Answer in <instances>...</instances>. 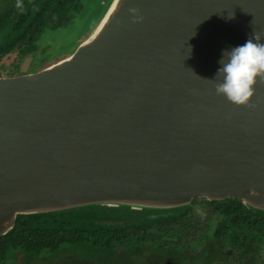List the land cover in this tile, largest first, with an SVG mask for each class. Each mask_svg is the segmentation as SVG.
Returning <instances> with one entry per match:
<instances>
[{
	"label": "water",
	"instance_id": "obj_1",
	"mask_svg": "<svg viewBox=\"0 0 264 264\" xmlns=\"http://www.w3.org/2000/svg\"><path fill=\"white\" fill-rule=\"evenodd\" d=\"M252 30L264 0H110L69 55L0 75V235L91 204L264 210V79L246 105L206 80Z\"/></svg>",
	"mask_w": 264,
	"mask_h": 264
},
{
	"label": "trees",
	"instance_id": "obj_2",
	"mask_svg": "<svg viewBox=\"0 0 264 264\" xmlns=\"http://www.w3.org/2000/svg\"><path fill=\"white\" fill-rule=\"evenodd\" d=\"M78 5L1 3L0 61L35 52L41 33L67 23ZM195 205L205 209L203 219ZM0 264H264V210L240 198H194L170 208L91 204L18 214L0 235Z\"/></svg>",
	"mask_w": 264,
	"mask_h": 264
},
{
	"label": "clouds",
	"instance_id": "obj_3",
	"mask_svg": "<svg viewBox=\"0 0 264 264\" xmlns=\"http://www.w3.org/2000/svg\"><path fill=\"white\" fill-rule=\"evenodd\" d=\"M232 17L233 13L228 15ZM218 63L214 78L206 80L215 81L217 95L236 105H246L254 95L257 79H264V34L252 30L243 44L222 50Z\"/></svg>",
	"mask_w": 264,
	"mask_h": 264
},
{
	"label": "rangeland",
	"instance_id": "obj_4",
	"mask_svg": "<svg viewBox=\"0 0 264 264\" xmlns=\"http://www.w3.org/2000/svg\"><path fill=\"white\" fill-rule=\"evenodd\" d=\"M4 0H0V4ZM110 0H84L81 9L75 14L71 22L57 29L46 30L37 40V57L43 58V63L39 68L54 63L67 55L83 40H85L95 29L97 23L102 17ZM11 53L5 56L0 62V74L14 73V62ZM36 57V59H37ZM41 60V61H42ZM45 62V63H44ZM33 71L36 68H28ZM19 71L15 74H18ZM14 75V74H13ZM194 212L201 219L205 216V209L202 206L195 205Z\"/></svg>",
	"mask_w": 264,
	"mask_h": 264
},
{
	"label": "flooded vegetation",
	"instance_id": "obj_5",
	"mask_svg": "<svg viewBox=\"0 0 264 264\" xmlns=\"http://www.w3.org/2000/svg\"><path fill=\"white\" fill-rule=\"evenodd\" d=\"M6 1H9V0H4L3 2H5L6 3ZM2 2V3H3ZM83 2H84V0H79V5H78V7L76 8V9H70L69 11H68V13H69V20L67 21V23H65V24H63V25H61V26H65L66 24H68L69 22H71V20L73 19V17L75 16V14L81 9V7H82V5H83ZM61 26H58V27H56V28H47L46 30H53V29H57V28H59V27H61ZM45 30V31H46ZM44 32V31H43ZM42 32V33H43ZM41 33V34H42ZM41 36V35H40ZM39 36V37H40ZM36 46H37V42H36ZM37 49V48H36ZM9 54H11V53H9ZM9 54H7V55H9ZM37 50L35 51V52H32V53H29V54H27V55H25L24 57H21V58H18V57H16V55H13L14 57H13V61L12 62H14V73H11V74H9V73H7V74H0L1 76H8V75H13V74H15V73H17L19 70H20V68H21V66H22V64H24V61L28 58L29 60H28V65H27V67L29 68L30 66H32V67H34L35 65H36V68L37 69H40L39 67L41 66V62L43 63V61L44 60H42L43 58H38L37 57ZM7 55H5V56H7ZM4 56V57H5ZM3 57V58H4ZM36 57H37V59H36ZM2 58V59H3ZM42 60V61H41ZM2 61V60H1ZM0 61V62H1ZM45 63V62H44ZM2 64V63H1ZM0 64V65H1ZM48 66V65H47ZM43 67H45V66H43ZM37 69H34V70H37ZM33 70V71H34ZM28 71V70H27ZM31 71V69H29V72ZM19 256V255H18Z\"/></svg>",
	"mask_w": 264,
	"mask_h": 264
}]
</instances>
